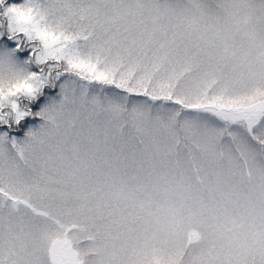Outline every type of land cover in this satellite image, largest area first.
<instances>
[{
    "label": "snow or ice",
    "instance_id": "1",
    "mask_svg": "<svg viewBox=\"0 0 264 264\" xmlns=\"http://www.w3.org/2000/svg\"><path fill=\"white\" fill-rule=\"evenodd\" d=\"M0 264H264V0H0Z\"/></svg>",
    "mask_w": 264,
    "mask_h": 264
}]
</instances>
